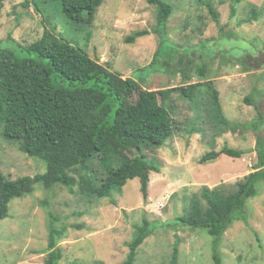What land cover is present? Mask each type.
I'll list each match as a JSON object with an SVG mask.
<instances>
[{"label":"rangeland","instance_id":"rangeland-1","mask_svg":"<svg viewBox=\"0 0 264 264\" xmlns=\"http://www.w3.org/2000/svg\"><path fill=\"white\" fill-rule=\"evenodd\" d=\"M166 1L173 13L160 29L166 34L160 37L155 32L159 31L158 6L147 0H105L91 21L87 17L81 22L65 15L60 0H4L0 45L28 46L41 39L46 29H55L61 38L101 64L109 63L124 78L139 80L146 89L206 80L213 81V88L200 87L194 102L179 89L169 96L166 107L172 136L163 146L142 148L139 153L158 168L150 174L148 198L140 190L139 178L128 180L108 197L93 200L79 193L78 187H46L39 182L33 192L12 199L9 215L0 219V264H44L50 213L58 226L68 227L58 245L63 252L61 264H123L136 227L145 221L154 231L139 247L136 264H170L176 242L178 264H216L215 249L222 264H264V181L258 183L257 196L248 200V221L231 224L218 246L206 229L177 221L189 214L203 186L230 193L238 181L257 171V151L200 160L225 145L254 149L259 128L264 138V63L253 66L250 61L264 53V0ZM208 3L218 12V22ZM254 8L257 19L245 21ZM140 30L150 32L127 41ZM202 56L209 69L204 81L195 71ZM213 90L219 92L220 109H216ZM224 120L236 129L227 127ZM3 130L0 123L5 176L17 179L45 173L46 161L21 151L19 142L5 137ZM94 171L101 181L104 168L95 165Z\"/></svg>","mask_w":264,"mask_h":264},{"label":"trees","instance_id":"trees-1","mask_svg":"<svg viewBox=\"0 0 264 264\" xmlns=\"http://www.w3.org/2000/svg\"><path fill=\"white\" fill-rule=\"evenodd\" d=\"M60 1L65 15L81 22L87 17L91 21L105 0ZM147 1L158 6L156 25L159 31L155 32L162 37L166 31L160 29L172 15L173 6L166 0ZM3 2L0 0V8ZM208 5L218 22V12L213 5ZM232 13H236L235 7ZM257 17L254 8L253 14L244 20L251 22ZM149 32L140 30L127 41L133 42ZM161 50L162 41L157 55ZM174 57H179L178 53ZM156 59L157 56L149 66ZM205 60L206 57L202 56L195 66L196 74L203 81L209 75ZM204 86L213 88V81L146 89L139 80L124 78L121 73L113 71L109 63L107 66L101 64L82 48L61 38L55 29H46L41 39L28 46L21 43L17 47L0 45V123L4 126L3 134L18 141V147L24 153L40 157L47 163L45 173L9 179L1 169L0 159V219L9 215L12 199L33 192L39 182L46 187L56 184L71 189L78 187L79 193L93 200L108 197L128 180L139 178L140 190L148 198L150 174L158 168L139 153L142 148L163 146L172 136V119L166 107L171 93L179 89L185 98L194 102L196 92ZM213 93L216 109H220L219 92L213 90ZM223 122L236 129L234 123ZM259 129L254 149L225 145L220 150H211L200 160L212 161L222 154L241 157L257 151V171L238 181L236 189L230 193L220 187L203 186L200 198L193 199L189 214L177 219L190 227L206 229L213 236L214 246L219 245L224 232L235 221H248V200L257 196L258 183L264 181V138ZM95 165L104 168L101 181L96 178ZM49 216V245L44 264H61L63 252L58 245L68 227L58 226L52 213ZM153 231L148 221L136 227L123 264H136L139 247ZM178 253L176 242L170 264H178ZM213 257L216 264H222L217 249Z\"/></svg>","mask_w":264,"mask_h":264},{"label":"water","instance_id":"water-1","mask_svg":"<svg viewBox=\"0 0 264 264\" xmlns=\"http://www.w3.org/2000/svg\"><path fill=\"white\" fill-rule=\"evenodd\" d=\"M251 59V57H250ZM264 63V53H260L258 57H254L253 66H258Z\"/></svg>","mask_w":264,"mask_h":264},{"label":"flooded vegetation","instance_id":"flooded-vegetation-1","mask_svg":"<svg viewBox=\"0 0 264 264\" xmlns=\"http://www.w3.org/2000/svg\"><path fill=\"white\" fill-rule=\"evenodd\" d=\"M254 57H256V56H254ZM254 57H251V60H250V61H251L252 63H254Z\"/></svg>","mask_w":264,"mask_h":264}]
</instances>
